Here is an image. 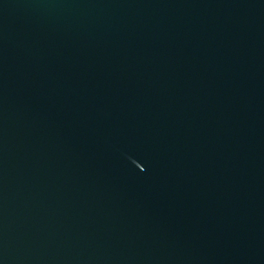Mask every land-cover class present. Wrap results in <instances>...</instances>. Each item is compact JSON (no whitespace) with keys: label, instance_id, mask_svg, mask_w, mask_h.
I'll list each match as a JSON object with an SVG mask.
<instances>
[{"label":"water","instance_id":"water-1","mask_svg":"<svg viewBox=\"0 0 264 264\" xmlns=\"http://www.w3.org/2000/svg\"><path fill=\"white\" fill-rule=\"evenodd\" d=\"M0 264H264V0H0Z\"/></svg>","mask_w":264,"mask_h":264}]
</instances>
